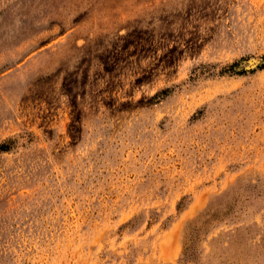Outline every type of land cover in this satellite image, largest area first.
Returning a JSON list of instances; mask_svg holds the SVG:
<instances>
[{"label": "rangeland", "instance_id": "rangeland-1", "mask_svg": "<svg viewBox=\"0 0 264 264\" xmlns=\"http://www.w3.org/2000/svg\"><path fill=\"white\" fill-rule=\"evenodd\" d=\"M264 0H0V264H264Z\"/></svg>", "mask_w": 264, "mask_h": 264}, {"label": "trees", "instance_id": "trees-1", "mask_svg": "<svg viewBox=\"0 0 264 264\" xmlns=\"http://www.w3.org/2000/svg\"><path fill=\"white\" fill-rule=\"evenodd\" d=\"M264 71V64L260 67ZM0 150H6V148L0 144Z\"/></svg>", "mask_w": 264, "mask_h": 264}]
</instances>
